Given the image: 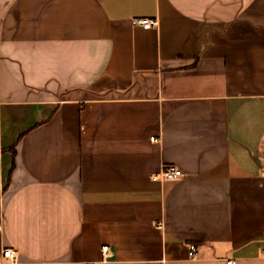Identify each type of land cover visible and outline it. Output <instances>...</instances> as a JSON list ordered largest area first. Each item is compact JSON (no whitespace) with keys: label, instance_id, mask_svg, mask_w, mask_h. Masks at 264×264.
<instances>
[{"label":"crops","instance_id":"0c3cea01","mask_svg":"<svg viewBox=\"0 0 264 264\" xmlns=\"http://www.w3.org/2000/svg\"><path fill=\"white\" fill-rule=\"evenodd\" d=\"M6 245L4 264H264V0H0Z\"/></svg>","mask_w":264,"mask_h":264},{"label":"built area","instance_id":"2783aa9c","mask_svg":"<svg viewBox=\"0 0 264 264\" xmlns=\"http://www.w3.org/2000/svg\"><path fill=\"white\" fill-rule=\"evenodd\" d=\"M131 23L133 25H139L145 29H148L154 25H156V19L154 18H145V17H135L131 20ZM151 140H155L153 137H151ZM182 175V172L180 169H178L176 166H169L162 168L158 173L152 175V180H170L177 177H180ZM159 226H161V223H159ZM107 246H102V252L105 253L107 251ZM197 255V249L196 245L193 243L188 244V256L190 258H195ZM5 262L14 263L16 262V253L14 249L8 245L4 246L2 248V251L0 253V264H4ZM226 264H234L233 260L226 261Z\"/></svg>","mask_w":264,"mask_h":264},{"label":"trees","instance_id":"16d2710c","mask_svg":"<svg viewBox=\"0 0 264 264\" xmlns=\"http://www.w3.org/2000/svg\"><path fill=\"white\" fill-rule=\"evenodd\" d=\"M11 150L14 152V147H11Z\"/></svg>","mask_w":264,"mask_h":264}]
</instances>
